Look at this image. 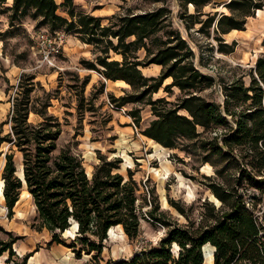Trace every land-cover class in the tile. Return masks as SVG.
Here are the masks:
<instances>
[{
  "label": "trees",
  "instance_id": "obj_1",
  "mask_svg": "<svg viewBox=\"0 0 264 264\" xmlns=\"http://www.w3.org/2000/svg\"><path fill=\"white\" fill-rule=\"evenodd\" d=\"M74 1L0 0V13H8L11 25L30 17L51 32H74L91 45L94 59L80 63L102 76V92L105 80L130 86V92L122 96L110 93L111 103L116 107L131 103L150 106L153 119L142 134L163 147L196 155L201 163L209 162L215 175L204 177L218 203L205 198L187 206L168 197L169 204L186 220L180 223L160 210L152 189L151 208L142 212L140 200L145 201L146 196L140 193L141 184L131 170L127 177L120 172V158L109 159L98 152L99 163L88 174L79 152L71 146L58 148L63 123L49 112L52 95L44 90L43 96L33 98L35 75L23 73L9 117L0 123V148L4 143L10 145L2 171L8 216L14 215L26 189L36 208L31 228L46 229L51 243L71 248L78 259L86 254L99 262L110 229L122 226L124 234L134 239L145 219L166 228L159 242L106 264H207L206 244L215 248L213 264H264V223L256 213L264 198V54L240 77L228 82L219 79L224 96L221 103L203 95L215 88L218 79L198 68L195 50L174 25L173 9L163 0H154L163 2L153 8L121 5L119 12L106 18L107 23L102 16L78 11ZM177 2L187 36L194 40L192 30L199 25L195 31L213 35L218 51L225 54L234 51L236 42H226L223 35L245 30L248 19L264 9V0H227L222 3L227 11L221 13L205 11L216 0ZM151 64L161 66L159 75L143 73L142 68ZM198 64L205 66L202 52ZM245 76L250 79L248 84ZM168 79L171 82L165 84ZM88 83L87 76L82 86ZM174 87L180 90L175 100L154 98L162 88L171 96ZM78 98L80 108L84 96L79 93ZM31 113L41 120L31 122ZM130 115L139 126L140 109H132ZM8 123L10 129L4 132ZM13 148L22 154L25 181L18 175ZM73 222L78 229L67 244L62 234ZM18 238L0 241V256L8 252L7 262L28 264L33 252L13 260V244Z\"/></svg>",
  "mask_w": 264,
  "mask_h": 264
},
{
  "label": "rangeland",
  "instance_id": "obj_2",
  "mask_svg": "<svg viewBox=\"0 0 264 264\" xmlns=\"http://www.w3.org/2000/svg\"><path fill=\"white\" fill-rule=\"evenodd\" d=\"M153 1L127 0L124 3L122 0H75L74 4L78 11L102 16L103 23H107L106 18L119 12L121 5L127 7L138 4L142 8H153L164 1L173 9L174 25L180 28L182 35L195 50L197 55L195 62L198 68L218 79L215 88L204 91L203 95L223 103L224 96L219 79L228 82L240 77L245 73L244 70L253 67L257 58L264 54V9L248 19L245 30L223 35L226 42L230 44L236 42L234 51L225 54L218 51L213 35L207 37L195 31L199 25L192 30L194 40L187 36L178 17L180 7L177 0ZM225 1L227 0H216V3L205 7V11L226 12L227 9L222 5ZM10 4L11 1L5 6ZM188 10L193 12L190 7ZM59 12L65 15L62 9ZM42 30L49 29L47 26H38L30 17H25L11 25L8 13H0V123L9 117L13 106L12 98L21 75L34 74L36 90L33 98L43 96L44 90L50 92L52 99L49 112L63 123L62 134L57 142L58 148L71 146L73 151L79 152L88 174H91L94 165L99 163L98 152L107 155L109 159L120 158L122 160L120 172L127 177L128 171L131 170L134 179L141 184L140 193L146 196L145 201L140 200L144 205L142 212L146 213L151 208L152 197L149 190L152 189L155 191V200L159 203L160 210L165 211L170 219H176L180 223H185L186 220L169 204L168 197L179 200L187 206L205 198L218 203L207 188L209 181L204 177L215 175V169L209 162L201 163L196 155L163 147L142 134L153 119L150 106L142 103H131L122 107L111 105L109 94L122 96L130 92V86L122 81H105L102 92L101 80H104L102 76L97 71L84 68L80 63L82 59H94L91 45L84 43L76 33L70 32L59 51L52 57V61L48 62L37 46V36ZM49 33L54 35L51 31ZM200 52L203 53L205 66L198 64ZM142 71L148 76H157L161 72V67L151 64L142 68ZM87 76L89 83L83 87L82 81ZM244 80L248 84L250 79L245 76ZM169 82L171 79L166 80L165 84ZM7 88L9 92H6ZM79 93L84 96L80 108H78ZM179 94L180 90L177 87L173 88L171 96L162 88L154 94V98L166 96L169 100H175ZM137 108L140 109L141 114L139 126L130 115V111ZM29 119L34 123L41 120L34 113L30 114ZM9 129V123L4 125V132ZM1 151L0 190L3 189L2 171L5 152L10 151V145L4 143L0 148ZM13 151L18 169H22V154L15 148ZM1 199L0 195V241H11L18 236L13 244L14 252L19 247L30 246L31 250L28 252H31L43 246L55 257L52 264H106L108 261L129 258L143 248L156 245L166 232V228L161 224H152L145 219L141 221L140 235L134 239L124 234L122 226L114 227L109 230L108 237L104 241L102 259L99 262L91 261V256L86 254L78 259L72 249L63 244L47 245L48 240H51V234L46 229L37 231L31 228L36 216V208L26 189L22 191L12 217L8 216V209ZM256 213L264 223V198L256 206ZM76 232L71 225L70 231L62 234L67 244L74 240ZM206 251L211 252L213 249L208 247ZM6 256H8L7 252ZM19 258L16 251L13 260ZM0 260L4 261L3 256H0Z\"/></svg>",
  "mask_w": 264,
  "mask_h": 264
},
{
  "label": "built area",
  "instance_id": "obj_3",
  "mask_svg": "<svg viewBox=\"0 0 264 264\" xmlns=\"http://www.w3.org/2000/svg\"><path fill=\"white\" fill-rule=\"evenodd\" d=\"M53 33L54 35L49 33V30H42L37 36V46L40 48V51L44 53V57L48 62L52 61V57L59 51L68 36V33L62 30ZM111 105L113 106L112 103Z\"/></svg>",
  "mask_w": 264,
  "mask_h": 264
},
{
  "label": "crops",
  "instance_id": "obj_4",
  "mask_svg": "<svg viewBox=\"0 0 264 264\" xmlns=\"http://www.w3.org/2000/svg\"><path fill=\"white\" fill-rule=\"evenodd\" d=\"M155 65H157V64H155ZM157 66H160V65H157ZM106 81H108V80H106ZM1 201H4L5 202L3 195H2ZM14 212H15V209H14ZM47 243H48L47 245H51V246L53 244V243H51V240H48ZM30 250H31L30 249V246H28V248L27 247L26 248H22V247L16 248V251L18 253V256H20V257L24 256ZM31 252H33V255L29 258L28 264H52V262H53V260L55 258L53 256V254L52 253H49L48 249H44L43 246L40 247V249L37 248V249H35V250L31 251ZM7 254H8V256H6V252H4V254L2 255L3 258H4V261L2 262L0 260V264H13L12 261L11 262H7V259L9 257V253L7 252ZM31 261H33V263H31Z\"/></svg>",
  "mask_w": 264,
  "mask_h": 264
},
{
  "label": "bare ground",
  "instance_id": "obj_5",
  "mask_svg": "<svg viewBox=\"0 0 264 264\" xmlns=\"http://www.w3.org/2000/svg\"><path fill=\"white\" fill-rule=\"evenodd\" d=\"M19 170H20V171L18 172V175L23 176V175H22V171H21L22 169H19ZM0 195L2 196V189L0 190ZM214 200L216 201V199H214ZM72 227H74L75 229H77L76 227H78V226H77V224H75V222H73V223H72ZM68 231H70V229L67 230L66 233H67ZM209 246L211 247L210 244H206V245H205V248L207 249ZM212 248H213V247H212ZM206 249H205V253H206L205 261H206L207 264H213V261H214V256H213V254H212L213 251H211V252H207L208 250L206 251Z\"/></svg>",
  "mask_w": 264,
  "mask_h": 264
},
{
  "label": "water",
  "instance_id": "obj_6",
  "mask_svg": "<svg viewBox=\"0 0 264 264\" xmlns=\"http://www.w3.org/2000/svg\"><path fill=\"white\" fill-rule=\"evenodd\" d=\"M105 81H106V80H105ZM22 175H23V176H20V177L24 180V174H23V171H22ZM24 181H25V180H24ZM211 201H212V200H211ZM77 226H78V225H77ZM77 229H78V228H77ZM77 229H76V231H77ZM205 249H206V248H205V246H204V247H203V251H204V256L206 257ZM214 250H215V248L213 247V253H212L213 256H214Z\"/></svg>",
  "mask_w": 264,
  "mask_h": 264
}]
</instances>
